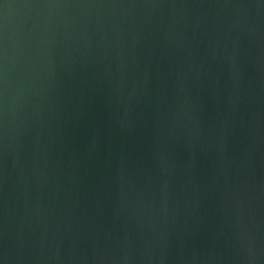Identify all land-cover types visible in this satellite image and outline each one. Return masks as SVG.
<instances>
[{"label": "water", "instance_id": "95a60500", "mask_svg": "<svg viewBox=\"0 0 264 264\" xmlns=\"http://www.w3.org/2000/svg\"><path fill=\"white\" fill-rule=\"evenodd\" d=\"M207 11L177 9L173 17L170 8L52 10L55 27L44 37L41 30L48 12L12 11L7 26L8 65L20 138L18 151L0 160V172L7 177L0 189V225L8 227L11 239L23 222L29 246L26 256H32L34 243L37 249L43 244L49 254L59 247L65 260L73 252L91 257L95 244L117 255L130 244L139 264L147 241L157 258L164 252L167 264H183L182 256L190 257L194 249L200 251L202 260L214 246L219 250L213 230L222 220L226 189L216 145L234 89L231 65L223 58V40L214 45L219 49L216 59L205 43L192 62L179 50L165 47L170 25H178L171 36L175 44L179 32L188 37L202 32L196 28L197 18ZM182 12L187 25L180 21ZM117 22L123 30V47L113 28ZM259 55V46L248 49L245 45L237 65L245 83L251 79L252 88L264 80L256 66ZM122 59L128 79L143 94L141 102L133 105L135 132L131 135L109 129L104 107L107 83L89 84L93 73L109 65L115 74ZM160 102L165 105L164 114L180 102L186 104L179 127L161 119L157 131L155 118L146 124L143 115L152 116ZM241 117L248 118L243 106ZM239 123L240 117L229 127L231 157L241 150ZM198 127L203 135L198 134ZM97 133L94 148L91 139ZM157 137L158 155L153 149ZM121 150L127 154L123 175L126 188L133 191L136 215L125 210L117 196L114 177L120 169ZM97 159L103 166L96 164ZM252 174L257 185L264 183V146L253 158ZM247 175L242 170L240 181ZM229 179L237 183L235 173Z\"/></svg>", "mask_w": 264, "mask_h": 264}, {"label": "clouds", "instance_id": "9594fccd", "mask_svg": "<svg viewBox=\"0 0 264 264\" xmlns=\"http://www.w3.org/2000/svg\"><path fill=\"white\" fill-rule=\"evenodd\" d=\"M0 160H6L10 151L15 153L19 148V131L15 125L16 111L14 107L13 92L9 79L7 26L9 16L17 8L40 9L49 15L45 16L41 36L44 37L55 25L51 18L52 10L79 8V9H136L138 7L152 10L170 8L175 17L177 9H207V12L198 15L196 28L202 32H193L191 37L179 32L175 44L171 40L174 29L178 25L169 26L166 34L165 47L171 46L173 51L179 50L188 62H192L197 50L207 43L213 59L217 58L220 40L224 41V59L232 69L234 89L231 96L229 115L225 118L219 130V142L216 147L219 153L220 174L225 180V195L221 200L222 220L213 230V240L220 243L219 250L214 246L208 256L201 259V253L194 249L190 257H183V264H264V183L257 185L253 177V158L261 146H264V80L256 88L251 87V79L247 84L243 73L238 69V61L245 45L248 49L253 46L260 47V55L256 66L264 73V0H24L23 3H5L0 0ZM180 21L187 25L186 13L180 14ZM118 30L117 42L123 47V30L119 22L113 25ZM200 36L205 39H200ZM46 43V40H42ZM102 42L107 43V37L102 36ZM171 55V53H165ZM123 57V53H121ZM105 57V60H108ZM127 65L120 63L118 71L113 74L109 65L101 73H93L92 81L101 85H108V94L104 102L108 115L110 130L119 129L131 135L135 132L133 122V105L139 104L143 94L138 84L130 81L126 71ZM253 104L258 107H252ZM241 106L247 110L248 118L241 117ZM165 105L160 102L153 110V115L144 114L143 118L149 123L155 118V129H160V120L170 121L172 127H179L185 114L186 104L178 103L175 108L163 113ZM122 109V112L120 111ZM11 117V119H10ZM240 117L242 132L241 150L235 156L228 154L229 127L235 124ZM197 132L203 135L199 127ZM215 140V136L212 137ZM99 135L94 134L91 139L95 148ZM191 147V145L189 146ZM159 148L158 137L153 140V149ZM158 155V151H157ZM18 159V157H17ZM17 159L13 160L15 168ZM127 154L121 150L120 169L114 177L117 185V196L123 208L136 215L133 203V191L126 188L124 181V161ZM96 164L103 166V161L97 159ZM242 170L247 171V178L240 181ZM163 171L167 172L164 168ZM235 173L237 183L232 184L229 174ZM7 182V177L0 172V189ZM215 181L214 183H217ZM167 191V185L165 186ZM40 205L37 202V213ZM164 215L167 216V196L165 195ZM4 215L7 217V202L4 205ZM28 215L27 203L25 217ZM29 246L24 238L23 222L20 231L9 239V230L6 225H0V264H138L137 256L130 244L122 246L119 254H108L98 244L93 245L91 257L87 253L73 252L65 260L59 247L51 254L47 253L44 245L37 249L35 243L31 245L32 256H26ZM168 258L161 252L159 257L154 256L151 245L145 241L143 251L139 255V264H167Z\"/></svg>", "mask_w": 264, "mask_h": 264}]
</instances>
